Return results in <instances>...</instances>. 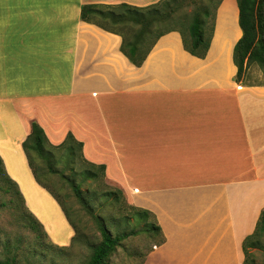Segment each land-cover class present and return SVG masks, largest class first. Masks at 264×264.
<instances>
[{
	"label": "crops",
	"instance_id": "crops-1",
	"mask_svg": "<svg viewBox=\"0 0 264 264\" xmlns=\"http://www.w3.org/2000/svg\"><path fill=\"white\" fill-rule=\"evenodd\" d=\"M160 1L0 0V155L48 237L44 216L58 210L70 231L50 236L55 244L76 232L30 166L32 121L53 145L73 133L84 158L155 216L162 236L143 264H243L264 209V82L235 80L237 0L219 5L205 58L171 30L133 63L124 36L139 25L122 19V5ZM84 5L103 15L84 19Z\"/></svg>",
	"mask_w": 264,
	"mask_h": 264
},
{
	"label": "trees",
	"instance_id": "trees-1",
	"mask_svg": "<svg viewBox=\"0 0 264 264\" xmlns=\"http://www.w3.org/2000/svg\"><path fill=\"white\" fill-rule=\"evenodd\" d=\"M222 0H161L159 3L146 7L139 8L123 4L124 8L122 19L132 20L139 25L137 32L133 38L126 39L124 36L123 51L129 59L138 66H141L145 60L151 47L156 40L165 32L171 30H178L183 35L184 44L188 51L192 54L205 58L211 43V38L214 30V22L216 11ZM239 7V24L242 29V36L234 47V62L238 67L236 74L237 82H244L247 70L252 64L259 65L264 71V0H237ZM193 6V9L182 10ZM188 9V8H187ZM90 14L103 15L101 9H96L93 5H84L82 8V17L90 19ZM211 24V26H209ZM187 31H189L190 39L187 38ZM153 35V41L149 42V47L143 49L140 38L142 36ZM145 41V40H144ZM50 144L51 149H46V145ZM23 147L29 159L30 166L33 170L36 180L59 201L63 207L70 223L73 225L75 231L77 226L72 220L70 212L65 208L56 193L47 184V178L36 159H46L50 169L49 172H59L53 166L56 161L55 151H62L69 159L71 169L75 174L85 175L88 179L97 180L101 177L106 178V171L104 164H94L87 161L83 156V143L76 139L73 133L69 132L64 141L58 145L50 143L44 129L37 121H32V130L27 138L23 141ZM80 155L87 168L84 170H77L76 162L77 155ZM57 161H59L57 159ZM74 178V177H70ZM0 181L7 192H14L19 201L14 204L17 213V220L23 226L35 232L36 236L42 234L47 235L43 224L32 213L26 205L25 198L17 184L8 174L4 160L0 155ZM72 187L82 202L85 199L81 192V187L76 183V178L70 181ZM8 185L5 187V185ZM3 189V188H2ZM123 192V191H122ZM14 202V200H12ZM130 210H134L139 219H142L145 226L149 230H156L162 236L161 228L158 225L155 216L148 210L138 208L128 203ZM134 214V215H135ZM131 216L128 213L122 214L121 220L126 224H130ZM152 219V220H150ZM101 241L93 247V251L87 264H108L109 258L117 246L121 245L123 240L131 235L133 231L124 230L114 234L105 223L100 226ZM48 236V235H47ZM76 236V235H75ZM73 237V239L75 238ZM264 237V209L261 211L256 228L252 234L247 236L243 242V249L246 255L243 264H251L249 261L251 248H263L261 239ZM15 256L1 258L0 264H17Z\"/></svg>",
	"mask_w": 264,
	"mask_h": 264
},
{
	"label": "rangeland",
	"instance_id": "rangeland-1",
	"mask_svg": "<svg viewBox=\"0 0 264 264\" xmlns=\"http://www.w3.org/2000/svg\"><path fill=\"white\" fill-rule=\"evenodd\" d=\"M187 8L182 10L193 9V6ZM187 38L190 39L189 31H187ZM259 81L264 82V71L259 65L252 64L247 70L244 82ZM46 149H51L49 143L46 145ZM54 154L56 161L53 166L59 172H49L50 167H47L49 164L45 158L38 157L36 162L43 167L49 187L70 212L72 220L77 226L75 238L64 246L51 241L50 236L64 240V233L70 231L63 226L64 221L58 216V210L56 211L54 208L51 212L53 219L42 214L48 220L50 236L45 234L36 236L35 232L17 220L14 204L17 201L21 203L17 195L0 187L1 258L15 256L17 264H87L93 247L101 241L100 226L105 223V226L114 234L124 230L134 232V235L123 240L122 244L117 246L111 254L108 264H143L147 251L161 239L160 234L156 230L147 229L144 221L138 218L134 210H130L129 202L120 186L104 177L92 180L85 175L75 174L71 169L72 165L70 166L69 159L63 155L62 151H55ZM75 162L78 171L87 168L79 154ZM70 177L76 178V183L81 187L85 202H82L76 194L70 182L74 178ZM0 185H3L1 181ZM7 186L6 184L5 187ZM125 213L131 216L130 224L121 220L122 214ZM261 244L264 245V237L261 239ZM249 261L251 264H264V249L251 248Z\"/></svg>",
	"mask_w": 264,
	"mask_h": 264
}]
</instances>
